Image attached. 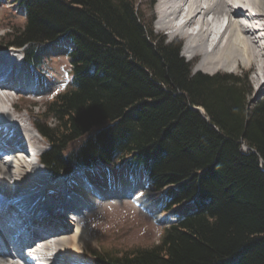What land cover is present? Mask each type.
<instances>
[{
  "label": "trees",
  "instance_id": "trees-1",
  "mask_svg": "<svg viewBox=\"0 0 264 264\" xmlns=\"http://www.w3.org/2000/svg\"><path fill=\"white\" fill-rule=\"evenodd\" d=\"M15 2L24 20L3 43L23 46L28 64L39 66L52 41L72 43L71 82L35 120L49 172L136 167L163 190L164 210L195 204L157 242L93 250V259L264 264V97L249 101L246 74L193 72L181 42L160 37L138 0Z\"/></svg>",
  "mask_w": 264,
  "mask_h": 264
},
{
  "label": "bare ground",
  "instance_id": "bare-ground-1",
  "mask_svg": "<svg viewBox=\"0 0 264 264\" xmlns=\"http://www.w3.org/2000/svg\"><path fill=\"white\" fill-rule=\"evenodd\" d=\"M158 13L161 17L157 21L158 28L165 30L167 34L188 33L190 39L195 40L194 45L187 47L186 53H192L194 50L202 53V60L198 62L196 70L211 72L219 67L231 70L233 64H242L254 70L253 78L259 87L264 85V0H159ZM221 29L223 30L220 31ZM221 34L225 35L226 40L220 41ZM18 52H21L20 48L0 49V72H22L18 69H23L26 64ZM186 56L188 60L192 59L191 54L187 53ZM34 73L38 75L37 87L27 76ZM25 76L22 78L21 90L34 95L39 101L44 99L43 70H30V74L25 73ZM3 81L5 82H0L2 85L13 83V79L9 77ZM7 101L11 102V97L0 93V129L4 132L0 134V140L6 139L8 143L9 136L22 138L30 144L33 151H40L45 138L36 127L37 118L33 117L31 126H27L24 115L19 111L21 106L12 101L14 107L8 108ZM7 143L2 142L3 145L9 146ZM12 145L15 146L16 143ZM37 156L38 163V153ZM6 160L8 162L0 161V192L7 196L0 204L9 206L13 202L12 199L27 202L30 211L44 213L31 218L30 224L45 230H54L56 233L52 239L40 240L39 244L30 245L33 259L31 256L24 258L14 252L7 262L0 260V264H33L32 260L48 264H92L93 260L89 258L87 248L85 250L89 257H85L84 249H81V245L88 239V230L78 220L68 218L63 222L62 219L65 217L62 206L70 204L76 193L87 201L88 210H93L102 203L129 201L131 204L133 200L144 213H150L155 221L163 223L172 220L171 214L159 209L157 193H152L149 184L139 177L125 178L121 174L118 179H111L113 181L110 184L114 186L110 189L105 176H89L94 179L97 189L99 186L103 189L101 196L93 195L90 190L83 188H75V192L70 194L73 184L71 185L67 177L52 178V174L46 173V165L31 164L24 157L23 150L14 151ZM123 185L127 187L123 192L117 193L116 187ZM62 186L65 187L63 191ZM96 187L89 186L93 190H96ZM60 194L62 197L59 199ZM27 231L33 235L37 234L30 227ZM1 242H4V239H1Z\"/></svg>",
  "mask_w": 264,
  "mask_h": 264
},
{
  "label": "rangeland",
  "instance_id": "rangeland-1",
  "mask_svg": "<svg viewBox=\"0 0 264 264\" xmlns=\"http://www.w3.org/2000/svg\"><path fill=\"white\" fill-rule=\"evenodd\" d=\"M138 2L142 13L147 19L153 15L152 26L154 31L160 37H163L166 42L171 41L172 38L167 35L165 30L158 28V23L156 21V0H138ZM23 20V11L13 0H0V44H4L3 41L8 39V35L6 36L4 33L8 30L6 27L21 25ZM175 36L177 35L174 34V38ZM179 37L183 36L181 35ZM71 45L72 44L69 39L61 38L51 43L50 48H44L41 52L42 58L37 69L43 70V74L45 75V79L43 80V88L45 89L43 96L44 99L40 100V103H38L35 107L31 99H21L16 103L18 106H21V110L19 109V111L24 115V122L27 126L30 125L33 117L39 118L40 120L45 119L46 116L42 113V110L40 109L41 106L46 100H49L55 92L64 89L70 83V58L68 56V51ZM18 55L21 57L22 52H18ZM201 57L202 53L195 51L193 58L188 60L191 63V70L193 72H205L203 70H195V66L198 65ZM233 65L231 68L232 71L230 69H226L225 67H219L211 70V72L205 73L213 74L215 72H230L242 76L246 74L251 87L249 101L255 102L256 100L263 98L264 85L259 87L256 81H254V70L249 66L242 64ZM11 103L12 105L10 104L11 106H9L12 109L14 107L12 98ZM47 146L48 142L44 139L40 150L46 149ZM88 170L90 171L89 173L95 172L94 174L97 176L95 178L105 176L107 180H111L112 178L118 179L122 174L125 178L134 177L136 179L139 177L148 183V180L138 171V169L130 168L126 165L118 170L115 166L102 164L94 167V169ZM91 175L92 174H89V176ZM75 178L76 176L74 177L70 174L67 175L66 179L71 183V185H74V180H76ZM63 190H65L64 186L61 187V191ZM149 190H151L152 193H157V196H159L158 204H160L159 207L161 208L164 200L163 191L153 190L151 186H149ZM61 197L62 195L60 194L58 198L60 199ZM187 204H189L190 207L189 205L187 206ZM191 205H193L191 201H184L176 205L170 211L165 212L171 214L172 220L161 223L162 221H155L148 212L144 213L145 211L140 210V208L135 206V204H130L129 201L124 203H102L97 208L88 210L86 214H81L83 217H80L82 220L80 222L83 227L88 230L87 232H89L88 239L83 245H81V249H84V256L88 253L90 257L88 255L87 256L93 260V257L90 254L93 250L106 251L113 249L114 247L115 249H125L132 246H144L157 242L161 237L164 228L173 223L176 217H178L179 214H182L181 212L184 213L187 208H191ZM86 248L87 253L85 250Z\"/></svg>",
  "mask_w": 264,
  "mask_h": 264
},
{
  "label": "water",
  "instance_id": "water-1",
  "mask_svg": "<svg viewBox=\"0 0 264 264\" xmlns=\"http://www.w3.org/2000/svg\"><path fill=\"white\" fill-rule=\"evenodd\" d=\"M196 108H198V107H196ZM200 111H203V110H201V109H199Z\"/></svg>",
  "mask_w": 264,
  "mask_h": 264
}]
</instances>
